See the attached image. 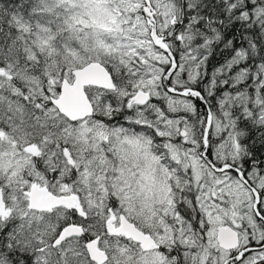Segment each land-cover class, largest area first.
<instances>
[{
	"label": "snow or ice",
	"instance_id": "1",
	"mask_svg": "<svg viewBox=\"0 0 264 264\" xmlns=\"http://www.w3.org/2000/svg\"><path fill=\"white\" fill-rule=\"evenodd\" d=\"M0 264H264V0H0Z\"/></svg>",
	"mask_w": 264,
	"mask_h": 264
}]
</instances>
